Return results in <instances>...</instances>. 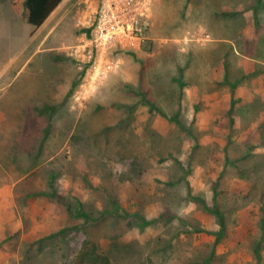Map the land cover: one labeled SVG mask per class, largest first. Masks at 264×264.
I'll return each mask as SVG.
<instances>
[{
  "label": "rangeland",
  "instance_id": "rangeland-1",
  "mask_svg": "<svg viewBox=\"0 0 264 264\" xmlns=\"http://www.w3.org/2000/svg\"><path fill=\"white\" fill-rule=\"evenodd\" d=\"M26 14L0 0V264H264V0Z\"/></svg>",
  "mask_w": 264,
  "mask_h": 264
},
{
  "label": "trees",
  "instance_id": "trees-1",
  "mask_svg": "<svg viewBox=\"0 0 264 264\" xmlns=\"http://www.w3.org/2000/svg\"><path fill=\"white\" fill-rule=\"evenodd\" d=\"M62 0H23L27 10L26 19L34 27L40 26ZM78 261L86 264H124L114 262L108 255L98 251L94 243L86 240L76 254Z\"/></svg>",
  "mask_w": 264,
  "mask_h": 264
},
{
  "label": "crops",
  "instance_id": "crops-1",
  "mask_svg": "<svg viewBox=\"0 0 264 264\" xmlns=\"http://www.w3.org/2000/svg\"><path fill=\"white\" fill-rule=\"evenodd\" d=\"M61 3V2H60ZM59 3V4H60ZM58 4V5H59ZM55 10V9H54ZM54 10L49 14V16L44 20V22L38 26V27H35V28H39L40 29V32H41V35L40 37L41 38H44V41L46 40H49L48 39V36H49V33L50 32H60L58 29H54L56 27V24H54V22L52 21H56L57 19L56 18H51ZM58 25V24H57ZM49 26H51L50 30H47L49 28ZM34 27V26H33ZM53 30V31H52ZM60 34H58L57 36H59ZM62 36V34H61ZM18 66V64H17ZM10 68H12V66H10ZM16 68V67H14ZM7 74V73H6ZM8 76V75H7ZM10 77V76H9ZM7 77L6 79L7 80H4L3 82L0 83V100L2 99V96H4V94H6L7 92H9L12 88V91H10V94H9V99L10 100H13V98L15 99V102L13 104V107H16V109H18V106L21 105V103H25V95L24 93L26 92L27 88L24 87L23 85H21V83H17L18 86H13L16 82V80L19 78V77H16V75L12 76V77ZM15 79V80H14ZM22 95H24V97H22ZM12 97V98H11ZM24 102H23V100ZM8 102H5V106H7ZM10 105V104H9ZM9 108V107H8ZM7 117L9 116V121H8V124H15L16 123V119H15V116H16V113L13 112V110H10V109H7V108H4L3 105L1 104L0 105V118L2 117ZM13 116V117H12ZM17 117V116H16ZM2 119H0L1 121Z\"/></svg>",
  "mask_w": 264,
  "mask_h": 264
}]
</instances>
